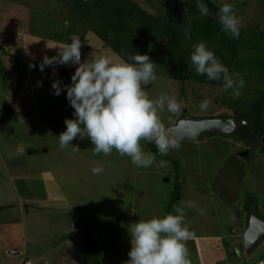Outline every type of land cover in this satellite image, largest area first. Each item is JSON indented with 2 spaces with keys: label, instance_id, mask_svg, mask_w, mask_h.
<instances>
[{
  "label": "rangeland",
  "instance_id": "374dc122",
  "mask_svg": "<svg viewBox=\"0 0 264 264\" xmlns=\"http://www.w3.org/2000/svg\"><path fill=\"white\" fill-rule=\"evenodd\" d=\"M202 2L209 9L204 17L216 23L211 7L216 4L218 9L222 2L232 4L241 18L239 36L248 48L239 51L229 72L245 81L236 100L246 114L250 101L264 92V0ZM96 4L105 7L98 10ZM186 6L189 12L197 10L196 0H0V206H8L0 211V264H23L27 259L33 264H124L131 247L126 226L172 212L181 199L196 204L185 216L192 232L185 242L190 264H260L264 239L243 259L225 243L241 244L248 208H253L250 202L264 220V135L255 146L237 138L238 132L210 134L200 143L180 139V148L168 153L163 168L134 167L115 150L94 156L87 137L70 142L80 151L61 149L56 137L65 130V118L74 119L73 109L64 92L51 94V83H70L76 66L55 65L69 77H52L24 72L11 57L40 63L77 34L81 62L91 53L129 63L135 52L149 56L157 79L145 86L147 96L154 100L167 93L180 104L176 115L159 113L166 127L185 115L237 117L238 106L221 81L214 85L173 78L176 64L168 63L152 39L144 37L137 49L128 44L139 38L130 34L146 15L159 25L176 15L187 16L186 29L199 17L205 23L200 15L184 14ZM217 29L215 36L222 38L225 33L220 25ZM180 38L192 47L191 38ZM205 98L210 103L201 111L198 105ZM257 122L252 125L255 142L264 132V114ZM141 144L151 152L147 143ZM243 151L249 152L247 157ZM160 160L165 159L156 157ZM97 166L104 172L93 175L91 169Z\"/></svg>",
  "mask_w": 264,
  "mask_h": 264
},
{
  "label": "clouds",
  "instance_id": "9594fccd",
  "mask_svg": "<svg viewBox=\"0 0 264 264\" xmlns=\"http://www.w3.org/2000/svg\"><path fill=\"white\" fill-rule=\"evenodd\" d=\"M196 9L201 17L209 14L208 6L202 0H196ZM183 11L188 14L189 8L186 6ZM216 19L226 35L232 39L239 37L243 25L232 4L220 3ZM184 35L190 38L188 29ZM68 40L71 42L55 47V56L45 55L38 65H29L30 68L38 67L41 73L46 67L55 65L71 63L76 66L70 83L62 84L58 79L51 83V94L59 96L64 92L73 109L74 119L65 118V130L56 137L59 147L80 151L70 142L87 137L94 156H108L115 150L119 155L127 156L134 167H166V160L156 161L155 155L145 152L141 144V141L154 143L160 156L180 148V138L172 134L171 128L166 127L159 116L165 110L172 115L179 113L176 97L164 93L153 100L146 94L145 86L157 79L156 64L147 54L138 52L129 57L132 63L113 62L107 56L96 57L94 53L81 62V37L71 34ZM188 68L209 81H221L223 90H230L233 98L241 95L244 79L238 73H230L203 41L192 44ZM209 103L205 98L198 107L204 111ZM91 172L102 174L104 169L97 166ZM192 209H196L193 201L181 199L172 206V212L128 224L126 230L131 247L127 253L129 259L124 264H190L185 242L192 232L185 216L186 210ZM203 211L199 209L200 214Z\"/></svg>",
  "mask_w": 264,
  "mask_h": 264
},
{
  "label": "trees",
  "instance_id": "16d2710c",
  "mask_svg": "<svg viewBox=\"0 0 264 264\" xmlns=\"http://www.w3.org/2000/svg\"><path fill=\"white\" fill-rule=\"evenodd\" d=\"M212 3L213 2H208ZM215 6L211 7L212 14H217V8L216 4ZM97 9L101 10L102 7H105V5L102 4H96ZM191 11V10H190ZM187 14V13H186ZM187 15L193 16V18L197 17L199 15V12L197 10H193L189 12ZM187 16L185 18L182 15H176L171 17V19L168 20L164 25L157 24V21L154 16L152 15H146L143 20L140 21V25L137 28V30L134 33H131L133 37L138 35L139 38L136 42L135 40H131L128 43L130 47L137 49V46L143 41L142 39L145 37V39H152L153 42L156 44V48L160 51L162 50V54H166V57L168 59L169 64H176L174 66L173 71L171 73V77H177L181 78L182 80H195L199 83H207L210 82L206 79L203 75H196L194 74V71L190 70L188 68V57L191 52L192 47H188L185 45L182 40L181 36L184 35V31L186 29V25L188 24L186 22ZM205 18V17H203ZM202 18H197L189 23V36L192 39V44L198 43L203 41L206 46L213 51L214 55L219 58L220 62L225 65L229 71L230 68L233 66L234 63H236L239 51L243 48L245 45L246 48L248 46L244 44L241 37L239 36L236 39L230 38L228 35H224L222 38L219 36H215L216 32L218 31L219 24L215 21L211 20L210 18L206 17L205 20H203L205 23L201 21ZM205 24V25H204ZM207 25V26H206ZM128 45V46H129ZM130 48V49H131ZM1 49V48H0ZM134 49V50H135ZM14 63L21 68L24 72L35 70L38 71V67H32L30 68L29 65H38L39 62L35 61H27V62H21L17 56L12 55L11 56ZM41 73V72H40ZM42 74L52 76V77H59L62 75V77H69V73L67 70H55L53 69H47L45 68L44 72ZM22 77V75H20ZM61 78V77H60ZM212 84L216 85L218 81H211ZM235 100V106H238L237 109V117L241 119H245L247 122H249L248 126H241L238 129V136L237 138H242V142L248 143L252 146L257 145L260 143L261 137H263L264 132H261V134L258 136V141H256V133L252 127L253 123H258L257 121H260L264 114V92H261L259 97H255L250 101V104H248V112L246 114H243L242 108H244L243 105H240L236 98H233ZM248 98H245L244 101H247ZM242 112H240V111ZM149 150L155 154L157 157L162 159H168V156H160L156 152V146L154 143H147ZM261 149L264 150V142L261 143ZM246 153L247 151H243ZM243 154V153H242ZM249 154V152H247ZM247 157V155H245ZM244 156V157H245ZM253 208H248V218H249V212L250 209H253L254 212L258 210V208L255 207L253 202H250L249 204ZM256 214V213H255ZM247 218V220H248ZM228 242H226V246H228ZM264 257L262 258V260Z\"/></svg>",
  "mask_w": 264,
  "mask_h": 264
},
{
  "label": "water",
  "instance_id": "95a60500",
  "mask_svg": "<svg viewBox=\"0 0 264 264\" xmlns=\"http://www.w3.org/2000/svg\"><path fill=\"white\" fill-rule=\"evenodd\" d=\"M248 125L249 122L238 117L197 118L185 115L171 127V130L172 134L181 140L200 143L205 141L207 135H231L236 133L241 126ZM242 155L245 156L246 153ZM263 239L264 220L251 209L241 244L234 245L233 250L242 259L244 254L249 256Z\"/></svg>",
  "mask_w": 264,
  "mask_h": 264
},
{
  "label": "crops",
  "instance_id": "0c3cea01",
  "mask_svg": "<svg viewBox=\"0 0 264 264\" xmlns=\"http://www.w3.org/2000/svg\"><path fill=\"white\" fill-rule=\"evenodd\" d=\"M147 148H149V147H147ZM171 151V150H170ZM155 155V154H154ZM157 157V156H156ZM160 159H162V158H160ZM8 206H0V211H2V210H4V209H6ZM27 208V207H26ZM28 209V208H27ZM27 211V210H26ZM232 233H234V231H232ZM232 236H234V235H232ZM232 236H230V237H232ZM232 241V240H231ZM231 241L229 242L228 241V246H226L227 247V249H229L228 251H230V250H233V247H234V245H236V244H240V242H237V241H234V242H232V245H231ZM226 244V243H225ZM234 251V250H233ZM21 254V252L20 253H15V252H9V255H20ZM243 258H244V256H243ZM242 258V259H243ZM27 262H30L31 264H33V262L30 260V259H27V260H25V262L23 263V264H26Z\"/></svg>",
  "mask_w": 264,
  "mask_h": 264
},
{
  "label": "built area",
  "instance_id": "2783aa9c",
  "mask_svg": "<svg viewBox=\"0 0 264 264\" xmlns=\"http://www.w3.org/2000/svg\"><path fill=\"white\" fill-rule=\"evenodd\" d=\"M262 261H264V259ZM26 264H31V263L30 262H27Z\"/></svg>",
  "mask_w": 264,
  "mask_h": 264
}]
</instances>
